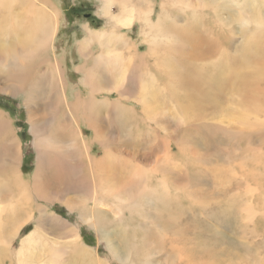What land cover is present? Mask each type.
Returning <instances> with one entry per match:
<instances>
[{
    "label": "bare ground",
    "instance_id": "obj_1",
    "mask_svg": "<svg viewBox=\"0 0 264 264\" xmlns=\"http://www.w3.org/2000/svg\"><path fill=\"white\" fill-rule=\"evenodd\" d=\"M94 1L72 83L59 0H0L35 155L25 178L0 107V264H108L53 204L123 264H264V0Z\"/></svg>",
    "mask_w": 264,
    "mask_h": 264
},
{
    "label": "rangeland",
    "instance_id": "obj_2",
    "mask_svg": "<svg viewBox=\"0 0 264 264\" xmlns=\"http://www.w3.org/2000/svg\"><path fill=\"white\" fill-rule=\"evenodd\" d=\"M59 2L61 5V9H62L61 11H62V16L64 18L65 27L62 28L63 32H61L58 35V39L60 40V42H58L57 45H61V46L64 45L63 48L60 47L58 51L60 50L62 51L65 49L63 53L64 54L63 55L64 56L63 57V69L66 73L65 74L66 80H68V78H71L72 83H74L77 80V78H76V75L71 71L72 70L71 65L77 64V59L74 58V52H73L74 47L72 46H74L75 40L82 38L81 37L82 36V30H81L82 25L88 24L91 28L98 29V28L104 27L105 23L97 15L98 5L94 0H59ZM107 29L109 28L107 27ZM133 33H136L135 28H133L129 32V36L131 35L132 37L131 39H133V41L135 40L137 41L138 37L136 36V34H133ZM66 50L68 52H66ZM54 58H55L54 55H52L50 60H53ZM0 107L5 112L7 110L6 114L11 120V127H12V130L14 131V137L16 138V140L21 141L19 143V147L13 148V151L11 150V152L13 153L17 149L20 153H22L21 158L19 160H21L22 165H23L22 166V170L24 172L23 176L27 178L33 172V169H34L33 162L35 160L34 158L35 155L32 149V143H31L32 136L30 134V126L27 123L24 110L20 106V97L17 98L16 96L9 95L8 93L0 92ZM82 133L85 134V136L89 135V132L85 129L82 131ZM22 138H24V140H22ZM29 144H31L30 147H29ZM91 154L94 156H99V152L96 148H91ZM44 182H46L45 179L43 180V183ZM73 196L79 197V193H73ZM48 206H47V211H49L50 213L51 212L54 213L58 217L61 216V218L59 217L60 219L68 220L70 224L72 223V225L76 228L77 232L78 233L80 232V234L85 238L84 243L86 245L92 246L93 248H98L99 257L103 258L104 261L108 262V264H123V263L117 262L116 260L108 259L106 251H104V248L102 246V242L96 241V235L93 233V231L89 230V228L86 225L79 222V219L76 217V214H78V210H76V212L74 211L73 213L69 214V211L63 205L53 204V205H48ZM32 228H33V223L32 222L28 223L21 230V232L19 233V236L24 235V233H27L29 230H32ZM222 231L226 232L229 235H232L230 231H233V230L222 229ZM253 232L256 234H260L255 229L253 230ZM56 234L52 233L50 237L58 243L62 242L63 240L59 239V236ZM17 245H18V241L15 242V248H17ZM255 247H258V243L255 244ZM65 259L69 263L73 262L74 260V259L71 260L72 258H70L68 255L67 257H65ZM4 263L11 264L10 262H6V260ZM12 264H16V263L13 262Z\"/></svg>",
    "mask_w": 264,
    "mask_h": 264
}]
</instances>
